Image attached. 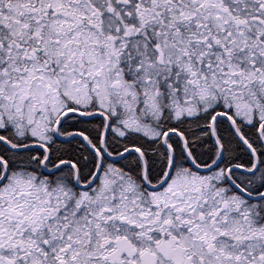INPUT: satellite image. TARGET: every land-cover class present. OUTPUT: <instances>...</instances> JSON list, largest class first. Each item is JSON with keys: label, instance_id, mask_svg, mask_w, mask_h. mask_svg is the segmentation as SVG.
I'll return each instance as SVG.
<instances>
[{"label": "snow or ice", "instance_id": "obj_1", "mask_svg": "<svg viewBox=\"0 0 264 264\" xmlns=\"http://www.w3.org/2000/svg\"><path fill=\"white\" fill-rule=\"evenodd\" d=\"M0 264H264V0H0Z\"/></svg>", "mask_w": 264, "mask_h": 264}]
</instances>
